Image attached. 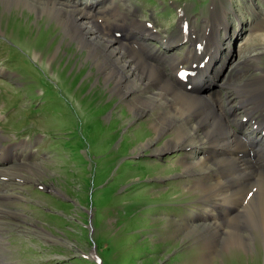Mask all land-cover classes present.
Segmentation results:
<instances>
[{"label": "rangeland", "instance_id": "rangeland-1", "mask_svg": "<svg viewBox=\"0 0 264 264\" xmlns=\"http://www.w3.org/2000/svg\"><path fill=\"white\" fill-rule=\"evenodd\" d=\"M59 1L71 10L94 4L90 13L99 9L106 20L121 18L134 36L145 30L131 23L145 24L154 33L147 43L158 56L155 64L168 73L169 56L181 66L199 64L198 37L212 35L215 43V34L221 35L203 93L228 96L230 106L264 74V0ZM14 2L0 0V147L10 146L13 153L0 160L3 262L264 264L260 233L240 228L249 240L243 251L224 249L222 236L200 235L216 223L197 215L202 195L193 184L201 183L194 180L196 172H184L183 159L191 155L192 162L203 149L193 155L179 147L154 151L172 136L169 129L160 136L151 129L158 106L144 114L132 113L127 104L150 92L120 97L97 65L104 52L94 54L56 16ZM98 32L106 42L126 38ZM111 60L105 63L109 70L115 69ZM243 134L247 138L246 129ZM231 226L223 225V232Z\"/></svg>", "mask_w": 264, "mask_h": 264}, {"label": "bare ground", "instance_id": "bare-ground-1", "mask_svg": "<svg viewBox=\"0 0 264 264\" xmlns=\"http://www.w3.org/2000/svg\"><path fill=\"white\" fill-rule=\"evenodd\" d=\"M11 1L13 0H1L5 5ZM14 1L17 6L22 5L32 8L37 13L44 12L56 16L60 23L69 25L71 28L69 30L73 31L72 37L80 34L82 43L91 47L94 54L104 52L97 65L102 68L106 81H114L115 93L120 97H131L136 90L150 92L145 97L141 96L142 99L137 97L129 99L127 104L132 113L144 114H149L146 113L147 109L158 106V117L154 123L152 122V126L150 125L151 129L157 136L169 129L172 136L163 145L154 148L156 153L178 147L184 150L191 149L190 154L194 153L196 148L203 149L202 155L196 160L189 162L188 157L191 155L183 159L184 172L191 174L196 172L197 177L194 180L201 183L193 184L195 190H199L202 195L197 215L201 216L203 222L216 223L211 225L212 227H206L200 235L210 238L213 235L222 236L223 240L226 238L224 249L232 251H243L248 246L246 241L249 240L244 234L246 231L260 233L264 240V74L255 78V84L249 88L252 91L243 88L238 93L237 106H230L228 96L216 99L217 97L214 98L210 92L203 93L207 80L210 79L208 76L211 75L213 61L219 55L218 51L214 56L211 52L220 47L221 35L215 34L218 40L215 43H212V35L204 33V38L198 37L201 46L205 45L200 57L207 56L209 60L204 70L199 67L193 69L191 64L189 67L191 75H188L183 84L178 81L182 67L175 55L169 56L173 61L170 73L155 64L158 56L150 50V44L147 43L154 33L141 22L131 23V26L138 25L145 30H138L137 33L141 36L138 34L134 36L131 31L134 28H128L118 13L120 19L115 21L106 20L104 15L99 14L105 12L99 9L97 14L90 13L97 9L94 4L85 11L71 10L62 6L59 0ZM98 20H102V23L98 24ZM93 27L98 31L104 30V35H110L112 31L122 32L126 38L117 40L118 37L111 36L106 42ZM223 30L225 31L226 27ZM254 57L247 56L248 59ZM124 58L127 60H124L123 64ZM108 59H112L115 69H108L105 64ZM123 68L128 69L126 74ZM133 76L135 80L131 79ZM187 85H191L192 88L188 90ZM207 104L211 107L208 112H203L202 107ZM245 129L247 138L243 134ZM151 144L147 142L146 146ZM11 150L10 146L0 147V160L7 162L10 156H13ZM226 224H232L234 230L229 227L228 231L223 232V225ZM240 228H245L246 231H241ZM207 249L209 250V247ZM209 252L214 254L212 250ZM1 258L0 254V264H7Z\"/></svg>", "mask_w": 264, "mask_h": 264}]
</instances>
